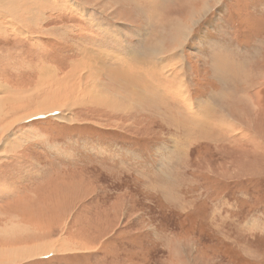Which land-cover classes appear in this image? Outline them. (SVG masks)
I'll use <instances>...</instances> for the list:
<instances>
[{"label": "rangeland", "instance_id": "rangeland-1", "mask_svg": "<svg viewBox=\"0 0 264 264\" xmlns=\"http://www.w3.org/2000/svg\"><path fill=\"white\" fill-rule=\"evenodd\" d=\"M29 1L45 13L33 12L38 23L49 18L46 32L0 16V100L35 97L0 116V264H264V0L213 2L192 27L184 10L202 0ZM92 24L138 52L158 29L164 65L185 75L166 112L175 123L152 96L162 109L135 112L85 103L81 91L62 111L69 122L53 112L18 121L60 87L46 64L67 78L89 69L79 60L87 41L109 49V32ZM202 103L213 107L205 118Z\"/></svg>", "mask_w": 264, "mask_h": 264}, {"label": "bare ground", "instance_id": "bare-ground-1", "mask_svg": "<svg viewBox=\"0 0 264 264\" xmlns=\"http://www.w3.org/2000/svg\"><path fill=\"white\" fill-rule=\"evenodd\" d=\"M25 1L26 0H11L8 6L4 3L5 1L0 0V16H2L3 18L5 17L9 18L12 26L16 24H22L25 28H27V30H29V32L34 31V30L38 31L39 28H42L43 25L46 24L49 18L45 17L43 23H38V21L32 17L33 12H34L33 16H37V15L41 16L43 15L44 12L36 8H34L36 10H33L32 6H28L30 1L28 3L26 2L27 4H25ZM126 1H130L132 3L131 0H126ZM187 1L189 2V0ZM187 1L185 0L184 2H187ZM190 2H193V5L190 7V9L187 8L186 10H184V12L189 13L188 16L192 18V24L189 25L188 27H192L193 23L197 21L194 18L195 16H197L196 19H198L205 12H208V9H209L208 7L211 5V3L215 2L213 6L219 4V0H202L201 8L197 10V6H194V1H190ZM133 3H132V6L138 7L136 3H134L135 5ZM26 5L31 8L25 9L24 7ZM55 5L62 6V7L64 6V4H55ZM72 6L74 5L72 4ZM53 9H51V12L52 11L61 12V11H58L57 7H54ZM74 9H76V7H74ZM134 10L138 11L137 8H134ZM88 17H89L88 21L95 22L94 21L95 19H93V17L91 16H88ZM153 20L155 22L157 21L156 18ZM179 22L180 24H177L173 27V32L170 35V38H173L172 39L173 48L170 50V53L179 50V43L180 44L182 43V41H180L179 39L178 33L184 30L183 26L185 27L186 24H184L181 21ZM91 26H98L99 28L100 25L92 24ZM43 29L44 30H42V32L44 31L46 32L48 30V29H45L44 27ZM99 29L103 31H108L107 30L108 27L100 26ZM22 31L23 30H21V32ZM108 32H109L107 33L108 36L106 35L108 37L107 38L108 40L107 39L106 40L110 42L113 39L112 36H114V34L112 35V32L110 31V29ZM47 33L49 34L50 32H47ZM148 33L150 32H147V37H146L147 39H149ZM153 33H154V30H153ZM63 38L59 37L58 39L64 42V39L66 37L64 39ZM146 38H144L143 41L146 40ZM159 38H160V35L157 29L155 36L144 47L145 51L149 52L148 56L144 55L145 51L138 52L139 50L136 51L134 50V48L129 47V45L127 44H126V47L124 46L122 48L120 46V43H124L123 39L121 40V42H119L118 39H116L117 41L108 43L106 46L109 49L105 48L103 43L100 47H98L96 43L92 45L87 41V44H83V47L80 50L81 57L79 58V60L82 63L87 64L89 69H86L85 66L82 64H78L79 67L74 68L67 78L57 77L56 69H51L53 67H51L50 65L47 66L46 64V66L44 67V75L47 76L46 72H52V74H50V76H47V77L53 78L55 76L56 83L60 87H58L57 90H51L47 96H44V98L41 99V101L37 103L36 109H34L35 110L34 112L28 115H25V116L23 115L24 117L21 116L22 118L18 119V121H26L30 118L38 117L40 115H45L47 113L53 112V114L55 113V116H54L55 119L60 120V121L69 122V120H71V117L70 118L67 117L64 113H62V111L64 109H67V108L70 109L75 106L73 95L77 96L78 91H81V94L84 96L85 103H89V104L92 103V104L102 105V106L107 105L113 109H124L126 111L135 110V112L137 111V108L138 109L141 107L143 108L145 105L147 107H150L152 110L153 108L158 109L159 107L160 109H162L160 104H164L165 109H162V110H164L165 114L168 115L169 113H166V112H168L171 109L172 107L171 103H173L175 97H177L178 95H183L181 93V89L182 90L185 89L184 84L186 82L184 79L185 75L183 72H181V70L178 72L174 71L173 68H169L170 69L169 70L168 69L169 65L168 64L164 65V62L162 59H164L165 56L164 55L159 56V54L162 53V51L160 50L161 49L160 45H158L157 43V40H159ZM183 41H186V39H184ZM112 46H116V48H120L121 50H119V52L112 50L113 48ZM150 53H154V57L152 59H156L157 61L152 66H149V64H147L148 65L147 67H145L146 65L145 66L143 64L141 65L143 58L145 60L147 59L148 61H150V58H149ZM224 58L225 57H223L222 55L220 56L219 54H216L214 56V60L219 59V63L214 62L213 63L215 64L214 66L218 68L220 64L222 63L221 60L225 61ZM159 61H161V63L159 65H156V63ZM43 65L44 64H42V66ZM132 67L135 70L132 69ZM157 75L162 79V81L161 82L159 81L158 84L154 81ZM104 77H106V79ZM42 93L43 92L38 93V94L41 95ZM27 95L28 94H25L24 96H27ZM159 95H166L165 101L161 99ZM24 96L18 95L17 97H11L9 101L16 103L17 101L23 100L25 98ZM30 96H27V97H30L29 99H27L29 100V102H31V100H34L35 98L32 95ZM150 96H152L154 100H156L160 104L156 105L155 103L156 101H153L150 98ZM6 100H7L6 98L4 100H0V116L6 115L9 112L8 111L9 107L7 108L6 105H8L10 102ZM120 100H122L125 105L130 104V106L126 107L122 105L120 103ZM198 106L202 110L201 116L203 118L207 117L209 114V111L210 110L212 111L211 108H213V107H209L208 104H204V103H202L201 105L198 104ZM169 115H170L169 118H172V119L174 118L173 120L175 123V120H176L175 118L177 117H175L174 113L169 114ZM18 121L16 120L13 123L9 124L4 129L5 130L4 133L5 132L8 133L9 131H11L12 126ZM219 127L220 126H218L217 128ZM201 132L206 133L205 131L194 132L195 139H199V137L201 138ZM202 136L207 137L205 134H202ZM211 139H213V137H211ZM1 141H2V136H0V143ZM8 144L9 142L7 141V145ZM53 247L54 245L52 244L51 246L50 245H48L47 247L44 246L41 249L39 248L37 250L25 248L24 253H28L27 254L28 257L26 258H31L33 256L37 257L43 254H47L51 252L52 250H55L56 248L53 249Z\"/></svg>", "mask_w": 264, "mask_h": 264}]
</instances>
